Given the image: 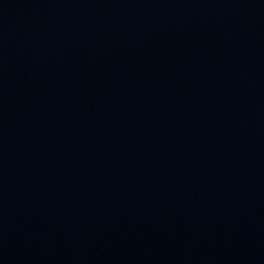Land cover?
Listing matches in <instances>:
<instances>
[{
    "label": "water",
    "instance_id": "1",
    "mask_svg": "<svg viewBox=\"0 0 264 264\" xmlns=\"http://www.w3.org/2000/svg\"><path fill=\"white\" fill-rule=\"evenodd\" d=\"M0 264H264V0H0Z\"/></svg>",
    "mask_w": 264,
    "mask_h": 264
}]
</instances>
